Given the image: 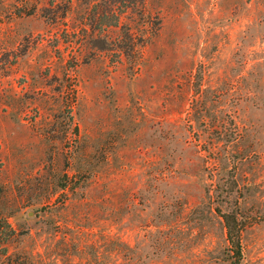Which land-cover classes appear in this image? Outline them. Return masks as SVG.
I'll list each match as a JSON object with an SVG mask.
<instances>
[{"label": "rangeland", "instance_id": "374dc122", "mask_svg": "<svg viewBox=\"0 0 264 264\" xmlns=\"http://www.w3.org/2000/svg\"><path fill=\"white\" fill-rule=\"evenodd\" d=\"M4 220L0 264H264V0H0Z\"/></svg>", "mask_w": 264, "mask_h": 264}, {"label": "trees", "instance_id": "16d2710c", "mask_svg": "<svg viewBox=\"0 0 264 264\" xmlns=\"http://www.w3.org/2000/svg\"><path fill=\"white\" fill-rule=\"evenodd\" d=\"M68 187H69L68 185H65L63 190L69 189ZM1 221H3V220H1ZM3 224H4V230H6V232L0 233V239H1V237H5L6 239H9V237L14 232L10 228V225L7 224L5 220H4ZM2 228H3V226H2ZM229 241L232 245L231 252L233 253L235 263L240 264V262L242 261V258H243V254H242V246L240 243V228H238L236 224L234 225V227L229 228Z\"/></svg>", "mask_w": 264, "mask_h": 264}]
</instances>
